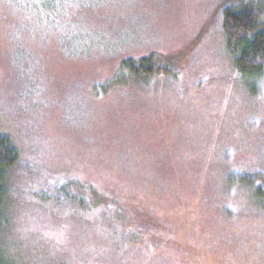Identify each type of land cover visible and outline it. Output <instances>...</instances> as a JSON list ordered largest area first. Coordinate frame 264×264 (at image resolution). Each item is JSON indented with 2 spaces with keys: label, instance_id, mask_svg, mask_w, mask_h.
<instances>
[{
  "label": "rangeland",
  "instance_id": "1",
  "mask_svg": "<svg viewBox=\"0 0 264 264\" xmlns=\"http://www.w3.org/2000/svg\"><path fill=\"white\" fill-rule=\"evenodd\" d=\"M226 1L0 0V135L18 154L2 264H264V78L235 69ZM179 51L176 75L102 94L122 59ZM72 184L140 232L68 201Z\"/></svg>",
  "mask_w": 264,
  "mask_h": 264
},
{
  "label": "trees",
  "instance_id": "2",
  "mask_svg": "<svg viewBox=\"0 0 264 264\" xmlns=\"http://www.w3.org/2000/svg\"><path fill=\"white\" fill-rule=\"evenodd\" d=\"M221 18L226 48L235 69L245 76L264 78V0H227L222 8ZM192 47L186 50L190 52ZM187 51L169 55L152 52L140 58L122 59L119 70L103 84L101 92L106 94L117 87L148 83L157 77L176 75ZM17 162L16 150L7 137L0 135V204L6 196L1 183L7 169ZM63 194L68 201L83 208L102 206L122 226L124 235L130 239L134 238L135 230L140 232L134 216L137 212L117 199L80 184H72L70 188L63 190ZM2 263L0 256V264Z\"/></svg>",
  "mask_w": 264,
  "mask_h": 264
}]
</instances>
